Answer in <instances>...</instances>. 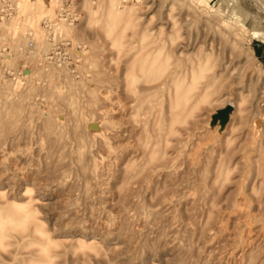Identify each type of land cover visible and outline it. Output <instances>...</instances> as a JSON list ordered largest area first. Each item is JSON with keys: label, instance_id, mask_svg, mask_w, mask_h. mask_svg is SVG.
Masks as SVG:
<instances>
[{"label": "rangeland", "instance_id": "1", "mask_svg": "<svg viewBox=\"0 0 264 264\" xmlns=\"http://www.w3.org/2000/svg\"><path fill=\"white\" fill-rule=\"evenodd\" d=\"M72 1L0 0V264H264V0Z\"/></svg>", "mask_w": 264, "mask_h": 264}, {"label": "built area", "instance_id": "2", "mask_svg": "<svg viewBox=\"0 0 264 264\" xmlns=\"http://www.w3.org/2000/svg\"><path fill=\"white\" fill-rule=\"evenodd\" d=\"M62 6L58 9V18L63 19L65 22H67L70 25H73L77 20L78 17L76 13L74 12L75 4L72 0H62ZM10 6L7 5L5 9L3 10V15L7 16L10 11ZM50 22L48 18H44L42 21L43 28L48 32V35L52 32L54 33V26ZM52 41H51V47L47 55L44 56V60L47 63H52L56 65L57 67H70L73 66L74 62L79 61V58L77 56V52L75 54L71 55L72 49L68 47V43L66 41H55L54 35H50ZM33 45L30 44V47ZM77 49L81 51V46H77ZM72 73L75 72L74 69L70 70Z\"/></svg>", "mask_w": 264, "mask_h": 264}, {"label": "water", "instance_id": "3", "mask_svg": "<svg viewBox=\"0 0 264 264\" xmlns=\"http://www.w3.org/2000/svg\"><path fill=\"white\" fill-rule=\"evenodd\" d=\"M232 111V107H226L216 113V115L212 116V123H216L217 120L220 121L221 124H224L228 119V115Z\"/></svg>", "mask_w": 264, "mask_h": 264}, {"label": "crops", "instance_id": "4", "mask_svg": "<svg viewBox=\"0 0 264 264\" xmlns=\"http://www.w3.org/2000/svg\"><path fill=\"white\" fill-rule=\"evenodd\" d=\"M261 57H264V54H261Z\"/></svg>", "mask_w": 264, "mask_h": 264}, {"label": "bare ground", "instance_id": "5", "mask_svg": "<svg viewBox=\"0 0 264 264\" xmlns=\"http://www.w3.org/2000/svg\"><path fill=\"white\" fill-rule=\"evenodd\" d=\"M51 22V21H50ZM52 26H54V25H52ZM80 54V53H79Z\"/></svg>", "mask_w": 264, "mask_h": 264}]
</instances>
